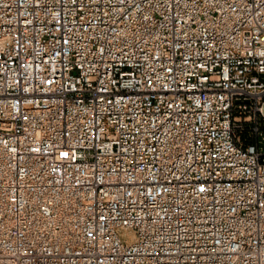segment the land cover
I'll return each mask as SVG.
<instances>
[{
	"label": "built area",
	"instance_id": "2783aa9c",
	"mask_svg": "<svg viewBox=\"0 0 264 264\" xmlns=\"http://www.w3.org/2000/svg\"><path fill=\"white\" fill-rule=\"evenodd\" d=\"M0 264H264V0H0Z\"/></svg>",
	"mask_w": 264,
	"mask_h": 264
}]
</instances>
